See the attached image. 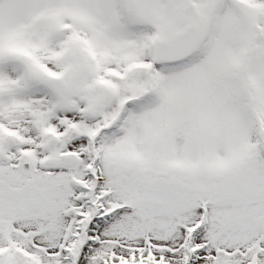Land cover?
<instances>
[{
  "label": "snow or ice",
  "instance_id": "snow-or-ice-1",
  "mask_svg": "<svg viewBox=\"0 0 264 264\" xmlns=\"http://www.w3.org/2000/svg\"><path fill=\"white\" fill-rule=\"evenodd\" d=\"M0 264H264V0H0Z\"/></svg>",
  "mask_w": 264,
  "mask_h": 264
}]
</instances>
